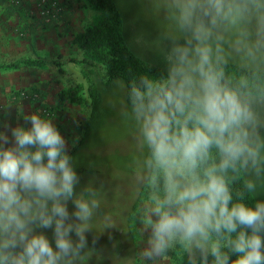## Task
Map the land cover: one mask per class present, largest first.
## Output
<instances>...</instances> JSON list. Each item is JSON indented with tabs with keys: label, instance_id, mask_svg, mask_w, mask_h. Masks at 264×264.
<instances>
[{
	"label": "clouds",
	"instance_id": "1",
	"mask_svg": "<svg viewBox=\"0 0 264 264\" xmlns=\"http://www.w3.org/2000/svg\"><path fill=\"white\" fill-rule=\"evenodd\" d=\"M142 12L156 29L133 39L146 68L107 97L139 200L128 224L101 181L81 183L53 119L16 105L25 123L0 129V264L99 261L88 234L116 227L140 239L113 264H264V0H144Z\"/></svg>",
	"mask_w": 264,
	"mask_h": 264
},
{
	"label": "rangeland",
	"instance_id": "2",
	"mask_svg": "<svg viewBox=\"0 0 264 264\" xmlns=\"http://www.w3.org/2000/svg\"><path fill=\"white\" fill-rule=\"evenodd\" d=\"M117 1L124 12L125 31L131 43H133L135 35L142 30L147 33L149 38H153L156 35L153 22L146 19L143 15L144 0ZM53 2V5L58 8L59 12L60 9H62V12L68 11V16L75 18L70 25L65 19L61 23L53 22L54 31L52 36H68L67 48L61 51L60 54H65L71 57V60L77 61L76 58H83L84 52L73 43V38L78 32L84 31L105 14L100 10L93 9L84 0H54ZM56 11L54 12L56 13ZM31 15V17H35L34 14ZM25 22L27 21L25 20ZM40 33L38 35L33 27H29V30L20 29L14 31L13 34H15V37L29 40L30 44L27 47V51L29 52L27 54H37L38 52L34 47L36 41L35 43L33 41L36 40L37 35L40 39L43 38L45 33L43 31ZM14 47L15 45H13ZM52 53L55 54L56 52L52 51ZM47 54H50V52H46ZM145 56L146 59L152 60L156 64L152 53L146 52ZM93 62H95L102 78L106 79L105 66L95 60ZM79 66H81L82 82L69 81L68 86L62 89L59 94H55L53 89L49 90L48 88H46L47 92H39V89L34 90L33 88H20L12 90L10 94L2 95L0 100V127L8 131L10 136L11 127H14L17 123H25L22 117L18 115L16 105H21L25 112L37 111L52 118L55 125L68 141V150L76 159L81 183H86L93 176L96 177L97 181H101L107 189V200L110 210L120 216L122 222L127 225L128 217L139 204L138 198L129 186L127 174L119 162L127 154V142L123 138L118 126L116 111L109 107L107 103L110 89L107 91L103 107L101 108V112H106L102 124L100 127H96L85 134L84 123L91 112L90 82L89 78L83 73L81 63H79ZM63 71H65L64 68ZM69 91L72 92L74 97L80 96L82 100L78 101L76 98L70 100L67 94ZM98 121L99 118L97 117L94 122L97 123ZM94 164L97 167H94ZM46 231L51 237V231ZM94 235H99V239L96 240L95 245L92 243ZM88 239L89 246H94L104 257V259L97 261L94 256L89 261V264H113L111 254L115 252L120 257L133 254L137 250L140 237L135 231H133V234L131 232L125 233L119 227H116L106 230L102 234L89 233ZM137 264H142L139 258H137ZM160 264H180L179 254L173 253L170 256L162 258Z\"/></svg>",
	"mask_w": 264,
	"mask_h": 264
},
{
	"label": "crops",
	"instance_id": "3",
	"mask_svg": "<svg viewBox=\"0 0 264 264\" xmlns=\"http://www.w3.org/2000/svg\"><path fill=\"white\" fill-rule=\"evenodd\" d=\"M53 1L0 0V100L2 95L20 88L39 89V92H47L48 88L59 94L68 86L69 81L82 82L79 66L82 57L74 61L65 54L61 55V51L67 48L68 36H52L53 22L61 23L65 19L70 25L75 18L68 16V11L62 12L60 9L59 12ZM31 14L35 17H31ZM28 25L33 27L38 35L41 31L45 33L42 39L37 35L33 41H36L34 47L37 54H27L29 40L15 37L13 34L20 29L29 30ZM46 52L50 54L46 55Z\"/></svg>",
	"mask_w": 264,
	"mask_h": 264
},
{
	"label": "trees",
	"instance_id": "4",
	"mask_svg": "<svg viewBox=\"0 0 264 264\" xmlns=\"http://www.w3.org/2000/svg\"><path fill=\"white\" fill-rule=\"evenodd\" d=\"M84 1L93 9L105 14L84 31L78 32L72 40L84 52L81 64L83 73L90 82L91 112L84 123V132L87 134L100 127L105 118L106 112H101V108L111 81L128 73L145 70L146 63L127 37L124 12L119 2L117 0ZM93 60L105 66L106 79L102 78ZM155 70L156 64L153 63V71ZM67 94L70 100L75 98L78 101L82 100L80 96L74 97L70 91ZM97 117L99 121L96 123L94 120Z\"/></svg>",
	"mask_w": 264,
	"mask_h": 264
}]
</instances>
